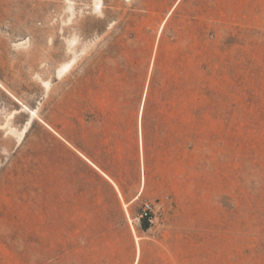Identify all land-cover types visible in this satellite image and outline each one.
Instances as JSON below:
<instances>
[{"label": "rangeland", "instance_id": "rangeland-1", "mask_svg": "<svg viewBox=\"0 0 264 264\" xmlns=\"http://www.w3.org/2000/svg\"><path fill=\"white\" fill-rule=\"evenodd\" d=\"M0 4V264H264V0ZM100 80L144 113L179 105L152 233H118L132 217L103 188L86 205L75 111L108 100Z\"/></svg>", "mask_w": 264, "mask_h": 264}, {"label": "crops", "instance_id": "crops-1", "mask_svg": "<svg viewBox=\"0 0 264 264\" xmlns=\"http://www.w3.org/2000/svg\"><path fill=\"white\" fill-rule=\"evenodd\" d=\"M2 13L3 7L0 4V80L3 77L6 50ZM97 76L109 77L104 70L97 71ZM117 76L114 75V78ZM122 77H126L124 71ZM98 84L105 88L108 100L78 101L75 111L74 151L86 170V205L102 204L99 191L103 188L109 192L118 208H128L132 217L131 221L128 212L125 216L120 214L117 220L122 224L118 233H152V227L143 229L136 220L137 209L156 193L150 177L153 172L151 159L156 156L157 150L154 142H160L158 156L168 157L173 149L174 128L178 132V124L173 123L178 121L179 113L176 111L179 105L162 103V107L150 108L160 109V114L144 113L143 102L116 101L115 93L119 87H116L115 80H100ZM76 95H79L78 90ZM85 110L90 111L89 115ZM160 189L163 190L162 187ZM140 250L142 254V248ZM138 262V254H135L132 264Z\"/></svg>", "mask_w": 264, "mask_h": 264}, {"label": "built area", "instance_id": "built-area-1", "mask_svg": "<svg viewBox=\"0 0 264 264\" xmlns=\"http://www.w3.org/2000/svg\"><path fill=\"white\" fill-rule=\"evenodd\" d=\"M155 213L156 211L153 203L150 201H143L139 206L137 220L139 222L145 221L150 225L153 222Z\"/></svg>", "mask_w": 264, "mask_h": 264}, {"label": "trees", "instance_id": "trees-1", "mask_svg": "<svg viewBox=\"0 0 264 264\" xmlns=\"http://www.w3.org/2000/svg\"><path fill=\"white\" fill-rule=\"evenodd\" d=\"M141 227H142L143 229H148V228H149V224H148L147 222H145V221H142V222H141Z\"/></svg>", "mask_w": 264, "mask_h": 264}, {"label": "bare ground", "instance_id": "bare-ground-1", "mask_svg": "<svg viewBox=\"0 0 264 264\" xmlns=\"http://www.w3.org/2000/svg\"><path fill=\"white\" fill-rule=\"evenodd\" d=\"M134 232V231H133ZM135 241L137 242V243H139V238L138 237H135Z\"/></svg>", "mask_w": 264, "mask_h": 264}]
</instances>
